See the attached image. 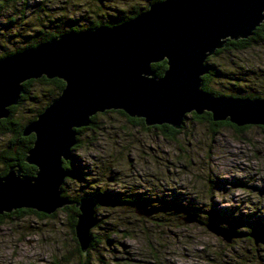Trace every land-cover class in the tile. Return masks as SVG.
Instances as JSON below:
<instances>
[{
  "label": "rangeland",
  "instance_id": "rangeland-1",
  "mask_svg": "<svg viewBox=\"0 0 264 264\" xmlns=\"http://www.w3.org/2000/svg\"><path fill=\"white\" fill-rule=\"evenodd\" d=\"M152 2L17 0L0 7V54L24 46L40 29L115 22ZM210 62L219 72L212 86L223 95L251 92L264 98V41L223 51ZM42 88L35 83L33 93ZM35 100L19 108L23 122L47 104L45 96ZM192 114L174 137L117 111L98 113L96 124L84 127L72 165L87 173L82 180L66 178L63 187L72 196L109 193L96 208L99 225L92 233L99 244L88 249L89 264H264V244L255 245L254 230L249 231L264 229V194L259 193L264 189V125L248 124L243 130L224 125L212 132L208 121ZM7 141V135L0 136V153ZM131 196H142V205L156 213H136L138 205L124 200ZM187 213H196L201 222L186 223ZM71 219L61 209L55 217L33 212L5 217L0 264H78ZM208 222L242 235L229 243L211 232Z\"/></svg>",
  "mask_w": 264,
  "mask_h": 264
},
{
  "label": "water",
  "instance_id": "water-1",
  "mask_svg": "<svg viewBox=\"0 0 264 264\" xmlns=\"http://www.w3.org/2000/svg\"><path fill=\"white\" fill-rule=\"evenodd\" d=\"M263 22L264 0H158L124 22L68 30L1 57L0 120L20 102L26 80L45 76L65 85L25 125L23 134L35 135L25 160L36 171L26 174L17 164L0 175V215L20 208L52 214L75 204V236L86 255L97 224V201L70 199L62 195V186L70 175L64 162L72 157L78 129L90 126L93 115L122 110L148 126L180 129L190 113L207 111L214 121L264 125V98L216 95L202 87L208 57L228 39L250 37ZM162 60L167 67L158 75L152 64ZM135 211L146 217L156 213L144 205ZM196 216L187 213L183 219L201 222ZM205 225L229 243L242 235L216 223ZM250 236L255 245L264 244V231Z\"/></svg>",
  "mask_w": 264,
  "mask_h": 264
},
{
  "label": "trees",
  "instance_id": "trees-1",
  "mask_svg": "<svg viewBox=\"0 0 264 264\" xmlns=\"http://www.w3.org/2000/svg\"><path fill=\"white\" fill-rule=\"evenodd\" d=\"M152 1L155 2L158 0H152ZM12 2H17V0H0V7L5 8L8 4H10ZM138 13H139L138 11H135L131 15H127V16L122 17L121 20H119V21L106 22V23L97 22V23H93L92 25H89L87 27L71 26L68 29H61L60 28L61 26L58 25L57 28L51 29V30L43 28V29H40L36 34L31 35L30 36L31 40L29 42H27L24 46L19 47L16 50H8V51L0 54V58L5 56V55H8L10 53H13L15 51L21 50L25 47L34 46V45L38 44L39 42L46 41L48 39L56 37V36L60 35L61 33L68 31V30L92 29L99 24L114 25V24H117V23H120V22L127 20V19L135 16ZM261 41H264V22L260 26H258L255 29L253 35H251L248 38H243V39L240 38L238 40L228 39L225 46L217 49L215 54H213L212 56L217 55L219 53H222L223 51H226V50L234 51V50L246 49L249 46H251L254 42H261ZM212 56L208 57V59H207V63L210 67V70L208 73L203 75L202 87L204 89L216 94V95H222V94H224L223 92H221L220 90H218V89L214 88V86H212V82L216 79L217 76H219V72L216 71L214 65L211 64V62H210V59L212 58ZM152 67L154 70H156L158 75H162L164 70L167 67L166 60L155 62L152 64ZM35 83H38L42 87H45V88L40 89L39 91H37V93H33V91H34L33 88H34ZM64 85H65V82L60 78H51L50 79V78H47L45 76H42V77L37 78V79H29L23 83L24 93L21 95L20 102L17 105L10 106L9 116L6 118H2L0 120V136L1 135H7L8 136L7 144H6L5 148L3 149V152L0 153V161L2 163V169L0 170V175L5 174L8 171L10 166L17 165V164H19L22 167L24 173L29 174V175H32L35 173L36 167L32 164L27 163L25 160V157L27 155L28 150L33 145L35 135L33 133H31L29 135H24L23 129L29 121L35 119L36 116L55 97H57L60 94ZM230 94H233L235 96H242V97L259 96V95H256L254 93H251V92H245V94H241V93H230ZM40 96L46 97V99H47L46 106L37 107L36 112H35L36 114L33 117L28 118L26 122H23L21 120L22 116H20V114H19V108L26 101L30 100L32 102H35L36 101L35 98L40 97ZM108 111H117V112H120V113L126 115L132 121L144 123L143 118L130 117L122 110H107L105 112H108ZM97 115H98V113L92 116V123L90 126H93L96 124ZM192 117L195 119H198V120L208 121L211 124L212 132H216L219 128H221L224 125H231L238 130H243L245 127L248 126V125L237 126L228 120L214 121L212 119L211 113L207 112V111H205L203 114H200V115L193 112ZM155 127L161 129L162 133L165 136H170V137L173 136L174 137V135L176 133L180 132V129H176V128H174L170 125H167V124L156 125ZM78 130H79L78 142L72 148V157L69 160L64 162V166L66 167L67 170L70 171V175L68 176L69 178L82 180L85 178L83 174L87 173V172H85L80 166H75V165L73 166L72 165V163L74 162V157H75V155L73 154V151L80 145V135L82 134L84 127L80 128ZM68 177H66V178H68ZM62 195L66 196L70 199H74V200H79L83 197H93L97 201V206H96V208H97V207L105 204V202H106L105 200H106L107 196L109 195V193L104 192L102 190H95V191L85 192V193L80 194V195H73L72 196V195H69L66 192L65 188L62 186ZM118 199L119 198H116V197L113 198V200H116V201H121L123 198H121L120 200H118ZM124 200L127 203H131V204L138 205V206L143 204V202H142L143 197L142 196H140L139 198H137L136 196H131V198H125ZM144 206H146V205H144ZM60 209L64 212H67L72 217V219H71L72 231H73V233H75L74 228H75V223L77 220V213L79 212L78 208L75 206V204H70V205H65L64 207H62ZM26 212L36 213L40 217H51V216L55 217L57 215L58 209L52 214H46V213L38 212V211H36L34 209H30V208H20L17 210H13L12 212H9V213L1 214L0 215V221H2L5 217H10V216L16 215V214L21 216V215H23V213H26ZM96 225H99L98 219H97ZM257 228L264 231L263 228L256 227V226L251 227L249 231L251 232V230H256ZM98 242H99V240L96 239V236L92 233V230H91V242H90L89 248L97 247V245L99 244ZM77 252H78V256H79L78 264H89L90 257L88 255H84L82 253L79 245H77Z\"/></svg>",
  "mask_w": 264,
  "mask_h": 264
},
{
  "label": "flooded vegetation",
  "instance_id": "flooded-vegetation-1",
  "mask_svg": "<svg viewBox=\"0 0 264 264\" xmlns=\"http://www.w3.org/2000/svg\"><path fill=\"white\" fill-rule=\"evenodd\" d=\"M124 22V21H123ZM121 23V22H120Z\"/></svg>",
  "mask_w": 264,
  "mask_h": 264
}]
</instances>
